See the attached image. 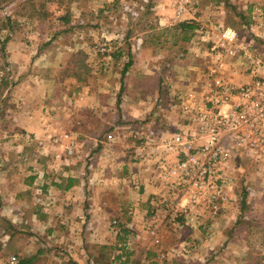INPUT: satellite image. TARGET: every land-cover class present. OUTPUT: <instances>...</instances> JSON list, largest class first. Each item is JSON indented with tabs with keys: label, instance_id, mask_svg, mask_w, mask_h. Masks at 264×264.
I'll return each instance as SVG.
<instances>
[{
	"label": "rangeland",
	"instance_id": "rangeland-1",
	"mask_svg": "<svg viewBox=\"0 0 264 264\" xmlns=\"http://www.w3.org/2000/svg\"><path fill=\"white\" fill-rule=\"evenodd\" d=\"M263 7L264 0H65L63 2L60 0H0V93L6 88H12L18 83L23 72L33 68L43 70L52 82L56 81V85L61 80L62 87L67 90L64 100L60 98V100H52L53 105H47L42 113L43 120L47 123L44 128V136L38 138V134L35 132L18 129L6 132L5 129L0 128V141H2L0 153L9 152L12 154L13 151L24 153V161H31L30 156L36 157L45 153L44 137L52 142L54 137L59 136V130H67L78 143L75 154L65 157L64 152H61L56 157L49 152L45 155L48 157L46 162L55 167L63 165L59 163L60 157L63 155L61 160L66 161L63 165L64 168L68 164V158L70 160L80 151L85 150L87 143H92L90 144L91 149L97 147L95 142L87 140L86 128L83 127L85 125L80 120L85 116V106L94 111L91 114L92 124L90 123V125H96V127L92 131L103 133V135L107 133L108 143H112L113 140L117 142L115 128L123 121H121L123 119L121 104L123 102L130 104L131 109L126 113L131 111L130 116L127 115V117H133L134 106L140 108L138 106L140 98L146 97L145 94L148 97L151 96L149 94L151 92L140 93L137 88L139 83L135 80L137 76H131L132 73L157 72L163 79L166 74L172 72L182 73L184 78L179 82L184 93L180 94H186V87L197 81L196 76L191 77L189 72L184 73L183 68L186 69L185 63L190 62L189 60L178 63L175 61V57L183 53L184 50L191 49V43L194 42H191L192 38L184 40L181 30L175 29L176 24L180 22L195 20L200 24L195 34V42L200 43V50H197L198 55L207 53L210 63L217 65L213 69L218 67L220 61H241L240 54L244 61L252 60L253 80H258L262 75V70L257 72L256 69L261 63H264V59L261 58L264 56L261 50L256 47V43L254 45V41L257 38L264 39ZM37 9L40 13L49 14L48 16L46 14V19L52 27L44 33L35 30L37 21H35L36 16L32 17V13L35 14ZM250 41H252L251 46H249ZM247 46L250 49L247 50ZM243 51L246 53H241ZM80 53H84L85 62L89 67L88 72H83L81 78L74 72L75 70L77 72L76 62H70ZM116 54L119 55L116 56ZM129 55L132 56L133 62L126 71V78L121 79L124 65L129 61ZM191 55L194 56V52L187 56ZM34 57L44 59L34 62ZM204 57L202 56V58ZM257 58L261 59L258 61ZM161 63L162 65H160ZM205 76L208 81H213L214 77L209 73ZM191 88L189 90H193L195 93H199L201 89ZM171 92L170 96L177 102V95L174 94V91ZM168 98L167 92L161 102L165 107V112L168 107L172 106L169 104ZM184 100L185 97H183ZM184 102L182 105L180 103L173 105L178 110V119H183L180 114V106L183 107ZM8 105L12 108L16 107L14 102H8ZM81 109L83 113H79ZM11 114L10 112L8 116L12 121L16 114ZM76 114L79 115L77 118H75ZM86 116L90 121L89 112L86 113ZM157 118H161L162 122L165 120L162 117L157 116ZM155 119L153 117V121H156ZM148 120L150 117L147 116L141 117L139 120L124 118V122L131 123L130 125L136 122L134 126L139 125L144 129L147 128ZM132 135L130 133L131 137ZM124 137L126 136L123 133L122 139L128 140ZM131 142L133 141L130 140ZM125 149L126 151L130 150L128 147ZM130 154H132V149ZM88 161L87 159L84 163L87 164ZM247 162H251L252 166L248 174L249 181L255 182V186H257L259 183L256 178L260 174H256L252 161ZM63 168L60 174L54 177L60 183L65 177L66 171ZM84 168L83 164V171H85ZM245 194L246 197L243 199H246L248 203L242 207L239 216L248 215L247 219H228V217L225 219L224 214L229 209V203L224 204V209L221 210L222 218L216 219L219 215L215 218L216 225L218 223L217 233L222 235L220 244L215 247L217 249L215 254H213L212 248L206 249L209 247L206 242L200 241V249L206 250L202 252L198 249L199 253L197 257H194L195 260H200L201 264L209 262H216L215 264H264V198L258 197L257 191ZM114 220L117 221V225L113 226V220L111 225L119 227V220ZM208 220H214V218L210 216ZM0 222L5 225L4 221ZM200 222L199 219L187 222L186 219L153 217L145 222V231L153 246H161L164 244L165 231L172 240L171 233L173 231L178 234L189 229L197 231L202 225ZM170 224L174 226L170 227ZM153 227H158L161 240L159 244H155L152 240L151 229ZM207 229L205 226L200 230L204 232ZM205 232L204 236L207 239H204L207 242L211 241L212 235L210 232ZM139 234L142 237V233L139 232ZM180 244V254L185 253L184 249H189L188 245L184 242ZM133 247L131 245L129 249L122 250L125 256H128ZM193 250L195 251V249ZM201 253H204L203 256ZM175 255L179 257L178 254ZM156 259L159 260L157 256ZM182 259L185 260V258ZM46 260V263L41 261L40 264H55L49 258ZM180 261L177 260L170 264H181Z\"/></svg>",
	"mask_w": 264,
	"mask_h": 264
},
{
	"label": "crops",
	"instance_id": "crops-1",
	"mask_svg": "<svg viewBox=\"0 0 264 264\" xmlns=\"http://www.w3.org/2000/svg\"><path fill=\"white\" fill-rule=\"evenodd\" d=\"M195 39L194 35L191 39V42H194L191 43V49L185 50L175 57V61L178 63L189 60L190 62L185 63L186 69L183 68L184 73L189 72L191 77L196 76L197 81L194 84H189L186 87V92L191 87L202 89L203 84L208 82V78L205 76L208 73L214 78L223 77L237 84L253 81L252 60L244 61L239 54L241 61H220L218 67L213 69L217 65L210 63L207 53L198 55L197 50H200V43L195 42ZM250 42L249 46L252 45V41ZM255 43L264 56V39L257 38L254 45ZM246 44L248 43L246 42ZM249 46L246 47L247 50L250 49ZM191 52H194V56H187ZM202 56L205 57L202 58ZM39 57H34L33 61L44 59ZM261 58L264 59V57ZM261 58H257V60L259 61ZM190 63L191 65H189ZM133 75L137 76L135 80L139 83L137 88L140 93L151 92L149 93L151 96L148 97L145 94L146 97L140 98L139 105L136 103L140 108L134 106L133 117H127V115L130 116L131 111L126 113L131 109L130 104L125 102L121 104L123 113L121 121H123L115 128L118 138L115 139L118 143L115 140L108 143L107 133L103 135V133L92 131L96 127V125H90V123L92 124L91 114L94 111L85 106V116L82 119L80 115V120L85 125L83 127L86 128L87 140L95 142L97 147L91 149L90 144L92 143H87L85 150L83 149L70 160L68 158V164L64 168L63 165L66 161L61 160L63 155L59 162L63 164L61 167L47 163L48 157L45 155L51 152L52 156L58 157L59 153L64 152L63 143L66 141L59 136L69 133L67 130H59L58 142L53 140L50 142L47 137H44L45 153L29 157L26 152L31 161H24V153L14 151L12 154L9 152L0 153V221L5 223L3 225L0 222V264H9L11 256L18 259L36 256L34 264H40L41 261L46 263L48 258L55 264H114L112 256L116 255L118 251L124 250V245L129 240H132L134 247L121 264H170L177 260H181L179 262L181 264H201L200 260L194 259L199 253L197 250L201 248L200 241L206 242L209 247L204 248L207 250L212 248L211 250L215 254L217 250L215 247L222 240V235L217 233L218 223L216 225L215 221L222 218L224 208L214 220H208V215L199 219L202 225L197 231L189 229L180 234L173 231L171 233L172 240L165 231L164 244L161 246H153L149 235L146 234L145 222L155 217L156 206L164 196H170L171 191L162 181L156 167V158L147 161L135 158L133 153L135 141L130 133L133 134L132 129L136 130L135 126L137 127V125L134 126L136 122L132 123L133 126L130 125L131 123L124 122V118L139 120L141 117H150L152 121L148 120L147 128L153 129V131L160 130L164 137L179 131L184 121L178 119V110H170L168 107L165 112V107L161 102L167 92L168 96L172 94L171 91H174L177 96L184 93L179 82L184 76L182 73L172 72L166 74L163 79L159 73L148 71L132 73L131 76ZM18 80V83L12 88H6L0 93V128L5 129L6 132L14 129L27 130V132H35L40 138L45 135L44 128L47 126L42 113L47 105H53L52 100L59 98L64 100L67 90L62 87L61 80L56 85V81L52 82L51 78L46 76L41 69L27 70ZM146 80H148V86L143 83ZM166 81L168 82L166 83ZM8 102L16 103V107L12 108ZM69 106L71 107L72 104L70 103ZM79 111V113H83L82 109ZM10 112L11 115L16 114L12 121L8 116ZM87 112L90 113V121L86 116ZM72 114L74 115V113ZM78 116L76 114L75 118ZM157 116L165 120L162 122L161 118L158 119ZM153 117L154 119L156 117V121H153ZM123 133L126 136L124 138L128 140L122 139ZM130 140L133 142L130 143ZM0 143L2 144V141ZM127 147L130 149L129 151H126ZM131 149L132 154H130ZM49 158L51 157L49 156ZM163 158L166 161L174 162L177 155L165 153ZM87 159L89 161L85 164ZM247 161L251 160L240 154L231 159L237 176L234 194L231 195L228 202L229 209L224 214L225 219L227 217L228 219H247L248 215L239 216L242 207L248 203L246 199H243L246 197V190H249L248 192L257 191V196L264 198V176L258 175L256 181L259 184L257 186H255V182H250L248 174L252 166L251 162ZM83 164L85 171H83ZM62 168L66 172L63 182L60 183L54 177L60 174ZM243 182H245L244 184L251 183V189L243 185ZM114 219L119 220V227L111 225V221ZM169 226L173 227L174 225L170 224ZM205 226L208 228L205 231L212 235V243L211 241L207 242V238L204 236L206 232L200 230ZM137 231L142 233L143 238ZM183 242L188 245L189 249H184L185 253L182 252V255L180 254V243ZM206 249L200 250L203 252ZM161 253L164 254V259L158 257V254ZM175 254H178L179 257H176ZM203 254L201 253V256ZM156 256L159 260L156 259Z\"/></svg>",
	"mask_w": 264,
	"mask_h": 264
},
{
	"label": "built area",
	"instance_id": "built-area-1",
	"mask_svg": "<svg viewBox=\"0 0 264 264\" xmlns=\"http://www.w3.org/2000/svg\"><path fill=\"white\" fill-rule=\"evenodd\" d=\"M260 70V78L249 83L237 84L216 77L204 83L199 93L189 90L177 96V102L168 96L170 110L175 108V103L182 105L185 101L180 106L182 128L169 136L139 125L132 129L135 158L140 161L156 158L162 181L171 191L156 206L155 217L187 222L206 215L215 219L234 194L237 173L231 159L237 154L250 159L256 174L264 176V63L256 69ZM59 137L66 141L65 155L75 154L76 139L69 133ZM53 141L59 139L54 137ZM165 153H175L177 159L166 161ZM250 184L244 185L251 189ZM112 222L113 226L117 225L116 220ZM157 228L151 229L155 244L161 242ZM131 245L129 240L124 248ZM158 257L165 258L162 253ZM124 260L122 250L112 256L114 264ZM18 262L15 256L9 259V264Z\"/></svg>",
	"mask_w": 264,
	"mask_h": 264
},
{
	"label": "trees",
	"instance_id": "trees-1",
	"mask_svg": "<svg viewBox=\"0 0 264 264\" xmlns=\"http://www.w3.org/2000/svg\"><path fill=\"white\" fill-rule=\"evenodd\" d=\"M63 1H65V0H60V2H63ZM30 4H33V3L30 2ZM42 6H44V5L42 4ZM46 14H47L46 12H44V14L40 13L39 9L35 10V14L32 13V17L36 16L35 21H37V22L35 23V25H36L35 30L38 31L39 33H44L45 31H47L49 28L52 27L51 23L46 19L47 18ZM48 15L49 14H47V16ZM199 27H200V24L197 21L191 20V21H184V22H180V23L176 24L175 29L177 28V29L181 30L182 38L184 40H190L196 34V31L198 30ZM117 55H119V54H116V56ZM85 59L86 58H85L84 53H80V54H77L75 56V59H72L70 61V62H73V61L76 62L77 72L75 70L74 72L76 74L75 73L74 74L79 76L80 78H81L83 72L86 73L89 70L88 69L89 67L85 62ZM132 62H133L132 56L129 55V61L127 64L124 65L123 71L121 73L122 79H124L126 71L129 68V66L132 64ZM147 82L148 81H143L145 86H148V85H146V84H148ZM35 260H36V256L20 258L18 264H34ZM73 264H76V263H73Z\"/></svg>",
	"mask_w": 264,
	"mask_h": 264
}]
</instances>
